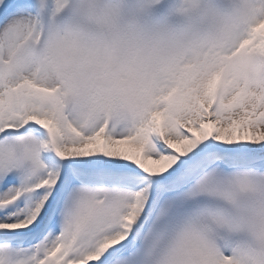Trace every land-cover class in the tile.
<instances>
[{
	"label": "snow or ice",
	"instance_id": "obj_1",
	"mask_svg": "<svg viewBox=\"0 0 264 264\" xmlns=\"http://www.w3.org/2000/svg\"><path fill=\"white\" fill-rule=\"evenodd\" d=\"M63 4L0 0V264H257L222 213L216 239L192 217L264 177V97L161 74L153 98L177 102L144 120L68 111L49 62ZM242 43L264 51V31Z\"/></svg>",
	"mask_w": 264,
	"mask_h": 264
},
{
	"label": "clouds",
	"instance_id": "obj_2",
	"mask_svg": "<svg viewBox=\"0 0 264 264\" xmlns=\"http://www.w3.org/2000/svg\"><path fill=\"white\" fill-rule=\"evenodd\" d=\"M59 19L71 38L54 37L51 86L68 111L79 107L85 116L108 120L119 112L144 120L157 103L177 102L176 94L153 98V81L161 74L200 91L214 83L217 95L238 88L264 97V51L242 43L252 27L264 31V0H64ZM93 91L99 102L90 99ZM254 180L253 190L231 187V200L220 197L214 211H197L192 223L216 239L222 229L215 213H222L234 226L236 246L264 264V177ZM185 255L199 264L191 251Z\"/></svg>",
	"mask_w": 264,
	"mask_h": 264
}]
</instances>
